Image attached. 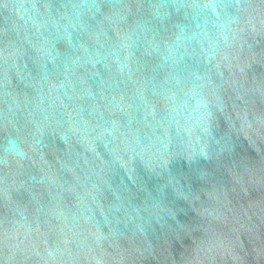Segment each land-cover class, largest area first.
Segmentation results:
<instances>
[{
	"label": "water",
	"instance_id": "1",
	"mask_svg": "<svg viewBox=\"0 0 264 264\" xmlns=\"http://www.w3.org/2000/svg\"><path fill=\"white\" fill-rule=\"evenodd\" d=\"M0 264H264V0H0Z\"/></svg>",
	"mask_w": 264,
	"mask_h": 264
}]
</instances>
